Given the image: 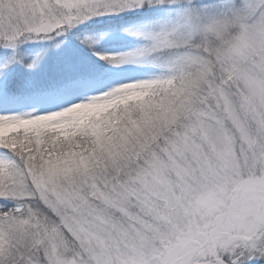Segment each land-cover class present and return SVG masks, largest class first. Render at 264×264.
<instances>
[{
  "label": "snow or ice",
  "instance_id": "snow-or-ice-1",
  "mask_svg": "<svg viewBox=\"0 0 264 264\" xmlns=\"http://www.w3.org/2000/svg\"><path fill=\"white\" fill-rule=\"evenodd\" d=\"M0 264H264V0H0Z\"/></svg>",
  "mask_w": 264,
  "mask_h": 264
}]
</instances>
